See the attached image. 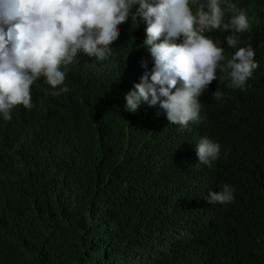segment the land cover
Masks as SVG:
<instances>
[{"label":"trees","instance_id":"16d2710c","mask_svg":"<svg viewBox=\"0 0 264 264\" xmlns=\"http://www.w3.org/2000/svg\"><path fill=\"white\" fill-rule=\"evenodd\" d=\"M119 27L111 59L62 66L67 93L41 77L34 108L0 117V264H264V35H241L259 62L247 90L214 80L202 122L181 131L158 105L125 110L153 59L145 24ZM230 34L214 36L229 59ZM205 136L222 146L211 167ZM224 183L235 202L209 203Z\"/></svg>","mask_w":264,"mask_h":264},{"label":"clouds","instance_id":"9594fccd","mask_svg":"<svg viewBox=\"0 0 264 264\" xmlns=\"http://www.w3.org/2000/svg\"><path fill=\"white\" fill-rule=\"evenodd\" d=\"M129 18L137 27L146 25L143 44L153 67L141 62L146 71L125 94L128 112L158 105L171 125L191 131L190 122H202L200 97L214 80L246 91L259 68L252 45H239L241 35H264V0H0V117L10 121L17 105L34 108L31 86L41 77L51 95L67 93L62 66L79 54L111 59L119 26ZM217 31L231 33L227 45L237 50L230 59L224 42L214 41ZM212 95L217 101L225 96L219 88ZM221 148L202 137L195 149L198 164L211 167ZM234 192V185L224 183L205 199L231 204Z\"/></svg>","mask_w":264,"mask_h":264}]
</instances>
